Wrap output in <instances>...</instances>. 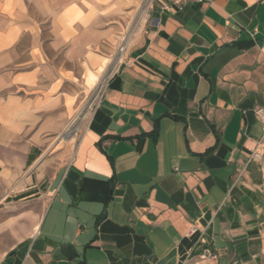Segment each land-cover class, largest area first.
I'll return each instance as SVG.
<instances>
[{"label": "crops", "instance_id": "1", "mask_svg": "<svg viewBox=\"0 0 264 264\" xmlns=\"http://www.w3.org/2000/svg\"><path fill=\"white\" fill-rule=\"evenodd\" d=\"M182 2L0 0V264H264V0Z\"/></svg>", "mask_w": 264, "mask_h": 264}, {"label": "rangeland", "instance_id": "2", "mask_svg": "<svg viewBox=\"0 0 264 264\" xmlns=\"http://www.w3.org/2000/svg\"><path fill=\"white\" fill-rule=\"evenodd\" d=\"M87 83L91 84L92 82H87ZM103 85H104V80H98L95 82L92 88L83 91L78 110L73 114L71 123L68 126L63 137H67V138L71 136L78 137L82 133L90 116V113L94 108L98 97L101 94ZM10 211L11 210L7 209V211L4 212L5 214H0V215H7ZM187 264H209V262L205 258L196 257Z\"/></svg>", "mask_w": 264, "mask_h": 264}, {"label": "built area", "instance_id": "3", "mask_svg": "<svg viewBox=\"0 0 264 264\" xmlns=\"http://www.w3.org/2000/svg\"><path fill=\"white\" fill-rule=\"evenodd\" d=\"M152 1V0H151ZM198 2L213 1V0H197ZM179 6L183 5L182 0H174ZM255 115L262 126V134L256 140L255 146L248 153V162H256L264 173V105L259 106L255 109ZM202 258L207 260L217 259V254L212 252L210 249H205L201 254Z\"/></svg>", "mask_w": 264, "mask_h": 264}, {"label": "trees", "instance_id": "4", "mask_svg": "<svg viewBox=\"0 0 264 264\" xmlns=\"http://www.w3.org/2000/svg\"><path fill=\"white\" fill-rule=\"evenodd\" d=\"M250 44H251V43H248V44H246V46H248V45H250ZM153 134H154V135L157 134V130H156V129L153 131Z\"/></svg>", "mask_w": 264, "mask_h": 264}]
</instances>
